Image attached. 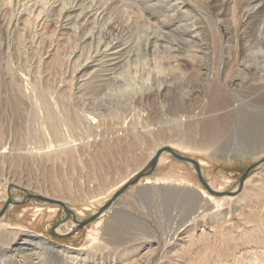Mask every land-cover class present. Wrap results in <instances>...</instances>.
Returning a JSON list of instances; mask_svg holds the SVG:
<instances>
[{
	"label": "rangeland",
	"instance_id": "374dc122",
	"mask_svg": "<svg viewBox=\"0 0 264 264\" xmlns=\"http://www.w3.org/2000/svg\"><path fill=\"white\" fill-rule=\"evenodd\" d=\"M186 1L205 18L206 33L212 35L208 37L207 43L211 45V53L205 63L210 69L215 70V64H218L215 61L216 55L221 56L219 41L215 38L213 40V33L217 30L215 18L220 13L223 28L230 26L234 14V3L229 6L231 0H227V5L221 10L219 6L223 0ZM232 1L246 2L245 0ZM247 1L253 2L255 20L259 21L264 18V0ZM118 2L123 9L124 4L120 0ZM1 7L7 12L10 10L9 5L1 4ZM116 10L114 16H118V9ZM26 19L24 15L20 23L21 28L27 25ZM137 22L135 21L130 28L123 31L121 40L122 44H125L123 48L125 50L119 55L120 59L116 62L118 64L113 66L114 63H110L109 67L118 73L116 79L113 81L98 80L99 82L93 81L85 85L73 106L69 104L68 108L69 106L73 108L70 110L72 115L75 111H84L95 116H107L106 124L110 127L124 125L123 122L126 120L127 125L125 126L129 128L125 127V131L129 133L134 129L142 132L147 125H153L152 136L146 138V145L126 153V145L129 142H125L127 138L123 131H119L122 139L120 142L111 138L113 137L110 134L111 130L108 132L104 130L106 126L98 128L101 131L99 136L89 138L82 132L77 134L69 131L68 135L73 137L76 144L75 148H77L80 160V162L77 161L78 163L71 158L64 159L62 162L24 159L19 160L20 162H13V164L12 162L5 165L0 163V214L5 210L9 199L13 200L0 218V221L3 220L2 224L10 227H0V264H27L33 258L37 263L39 259L47 264H81V262L69 261L66 258L65 260L59 259L54 252L56 249L54 247L47 246V250L41 251L40 255H28L24 258L15 251L10 252L15 243H20L22 249H25L27 246V248H34L35 243L45 241L63 248L71 255L81 253L88 256L90 260L86 264H143L151 253L154 255L149 264H264V166L259 167L253 173L251 182L245 184L243 191L236 193L232 199L222 202V197L213 195L220 200L219 208H215L212 203H208L207 198H203L199 200V207L191 215L180 201V203L176 201L164 208L161 203L162 199L153 197V199L142 200L139 195L148 188L145 185L147 179L155 182L158 179L170 177H183L191 182L192 187L173 183L171 187L178 188L181 194L193 192L200 195V191L208 192L192 165L168 153L161 156L152 175L141 179L137 185L128 189L116 204L98 219V221L101 220L100 226H97L98 221H95L85 228H79L73 217L64 223L66 214L60 206L35 198L28 199L29 195H42L54 200H64L78 221L83 222L90 219L112 199L134 172H141L154 150L153 145H147L151 138L158 139L157 143H162L163 146H174L172 141L176 140V137L167 134L165 131L167 125L162 119L165 114L172 116L177 110L170 101L173 98H180L181 101L185 100L188 103L201 101L205 104L203 90L207 87L206 83L191 82L188 76H183V79L173 77L169 81H162L168 86L165 101L156 97L160 86L157 82L154 84L155 97H152L151 103L143 102L142 104L136 100L133 102L130 97L123 99L129 95L123 90L126 81L119 73L123 72L128 58L135 61L137 57H144L146 53V40L142 33L144 27L142 23ZM46 30L41 35V43L35 41L33 33L24 38L21 33L17 32L13 40L15 41L13 42L14 47L10 52L7 48V34L0 29V73L3 76L0 81V142L6 140L10 133L18 141L21 129L26 127L24 121H27V115L30 117L32 129L37 130L42 127V123L40 124L42 119L37 112L33 111L36 110L34 106L23 102L24 107H21L15 101L17 94L13 91V84L23 86L25 90L29 87V92H32L33 85H38L36 77L39 76L38 71L41 68L44 88H47L44 85L50 84L54 87L61 86L63 96L66 98L70 96L67 83L63 85L64 82L61 81L60 75L68 67L66 65L68 56L73 51L72 45L67 40L72 36L59 35L56 24H52ZM62 37L64 38L61 39ZM19 40L23 43L20 44ZM163 41L183 47V41L178 35H167ZM88 49L90 50L88 47L84 49L85 56L88 54ZM148 56L150 59L154 58L151 55ZM41 60L45 63L42 66H40ZM230 68L235 73L239 67L233 65ZM182 69L187 75H191L194 70L191 64H185ZM252 70L254 73V69ZM240 80V77L235 80L231 91L241 93L243 89H246L245 87L256 85L252 79L245 84L240 83ZM128 101L132 102L128 103ZM234 105L237 103L235 102ZM242 106L244 109V105ZM228 111L230 110H225V113ZM197 113L199 110H196ZM184 115L183 120L187 124L190 115L187 113ZM236 120L238 122V115L234 121ZM255 124L247 122V125L243 127L236 122L233 123L220 144L227 149V154L215 155L214 152L207 154L190 149H179V153L200 163L206 180L213 189H220L223 192L232 191L246 170L264 158V139L261 138L264 119L259 120L256 127ZM59 130H63L61 126ZM114 147L123 152L118 150L115 153ZM253 147L256 148L254 151L251 149ZM245 149H249L250 152H243ZM152 186L161 187L162 185L153 184L149 187ZM52 208L55 211L50 212ZM116 213H123L131 219L142 222L150 231L140 227L135 233L125 234L124 239L126 240L116 243V239L112 240L105 234L106 225ZM61 223L70 225L63 226L61 233H58ZM69 228L72 231H69ZM165 232L176 233L177 237L173 246H166ZM184 237H187L185 241L182 240Z\"/></svg>",
	"mask_w": 264,
	"mask_h": 264
},
{
	"label": "bare ground",
	"instance_id": "6f19581e",
	"mask_svg": "<svg viewBox=\"0 0 264 264\" xmlns=\"http://www.w3.org/2000/svg\"><path fill=\"white\" fill-rule=\"evenodd\" d=\"M245 1L246 2L238 3V1L233 2L231 0L228 4L230 6L234 3V14L231 24L227 28H223L222 26L220 13L215 18L217 30L213 33V40L215 38V40L219 41L221 56L219 57L216 55L215 61L218 64H215L216 69L212 70L205 63V60L208 59L211 53V45L207 42L209 40V35L210 37L212 35L208 34V32L206 33L205 18H203L199 11L193 9L186 0H120L125 6L123 9L118 5V0H0V29L7 34L8 51L12 50L14 47L13 42L15 41L13 40L17 32L21 33L24 38L33 33L35 41L40 42L43 31H47L46 29L52 24L57 25L59 35L63 36L68 34L73 38L67 39L68 43L72 45L73 51L68 56V63L66 64L68 67L65 68V71L63 70L60 75L61 81L64 82L63 85L67 83L66 86L70 92L69 98L63 96L64 93H61V86L54 87V85L51 84L44 85L47 88L42 86L44 77L41 68L40 71H38L39 76L36 77L38 85H33L32 92H29V87L25 90L23 86L17 85V83L12 85L14 88L13 91L17 94L15 95V101H17L18 105L20 104L21 107H24V103L34 106L36 110L33 111L37 112L42 119V122H40V124L42 123V127L37 130L36 128L32 129L30 117L27 115L28 119L24 121L26 127L23 129L25 132L22 129L21 131L19 130V142L11 133L6 140L0 142V163L5 165L12 162L13 164V162L22 161L24 159L62 162V160L68 158H71L74 162H80L77 155V148H75V141L72 139V136L70 137V135H68V132H76L77 134L82 132L89 138L92 136H99L101 131L98 130V128L101 126H106L104 130L107 132L111 130L110 134L113 136L111 138L118 142L122 141L120 137L121 132L119 131L125 132L124 136L128 139H126L127 141L125 140V142H129L126 145V153L146 145V138L149 136L151 137L153 134V125H147L142 132L134 129L129 133L125 131V127L129 128L125 126L127 125L126 120L123 122L124 125L121 124L119 127H110L106 124L108 121L107 116H95L84 111H75L74 115H72L70 110L73 108L70 106L68 108L69 104L73 106L78 99L77 96L79 92L83 90L82 88L85 85L98 80L113 81L116 79L118 73L109 66L110 63H114L113 66L118 64L116 62L120 59L119 55L125 50L123 49L125 44H122L121 36L123 31L126 28H130L135 21H138L137 23H142L144 27L142 33L146 40V53L144 57L139 56L135 61L128 58L123 72L119 73L126 81L123 90L125 94L129 95L123 97V99L130 97L133 102L136 100L142 102V104L143 102L149 104L151 103L152 97H155L153 88L154 84H156L155 82H157L160 86L156 93V97L165 101L167 99L166 93L168 86L162 83V81H169L173 77L183 79V76H188L191 82L206 83L207 87L203 90V102L205 104H202L201 101L188 103L185 102V100L181 101L180 98H173L170 101L175 105L177 110L172 116H169L167 113L164 115V118L162 117L164 124L167 125L165 130L167 134L176 137V140L172 141L174 146L171 145L169 147L174 149L177 153H179V149H190L207 154L213 152L215 155L227 154V149L220 144L233 126V123L236 122V124L244 127L247 125V122L253 125L255 123L257 124L259 120L262 121V119H264V18L259 21L255 20L253 12L255 7H253V2ZM226 3L227 0L220 2L219 8L222 10L224 6L227 5ZM1 4L9 5L10 10L7 12L5 8L1 7ZM116 9H118V16H114V11H117ZM24 15L27 17V25L21 28L20 23ZM172 34L180 37L183 41V47L171 45L172 43L167 44L163 41V39L167 38V35ZM63 38L64 37L61 39ZM159 42L161 43L159 44ZM21 43L23 42H20V44ZM86 47L90 48V50H86L88 54L85 56L84 49ZM148 55L154 58L150 59ZM141 59H144V61H140ZM41 61L40 66L45 64L43 60ZM164 63L166 65H164ZM185 64H191L193 66L194 70L191 75H187L185 71H183L182 68ZM233 65L239 67L235 73L230 68ZM252 69H254V73ZM239 77L241 78L240 83L242 84L252 79L256 82V85L248 86V88L245 87L246 89H243L241 93L231 91L232 85ZM13 78H15V76H13ZM1 79H3V76L0 73V81ZM17 81L19 80L17 79ZM22 82L23 81H21V83ZM223 89L225 91H223ZM130 102L132 101H128V103ZM235 102L237 105L233 106ZM242 105H244V109ZM165 108L167 110V106H165ZM196 110H199V113L196 114ZM225 110L230 111L225 113ZM246 110L247 112L249 111L248 114ZM184 113L190 115L187 124L185 123L186 121L183 120ZM236 115H238V122L237 120L234 121ZM252 119L254 121H252ZM181 124L184 125L182 126ZM128 125L130 126L129 123ZM60 126L63 129L62 131L59 130ZM262 127L261 138L264 139V126ZM256 139L258 140V138ZM157 141L159 140L151 138L149 144H147L153 145L154 150L148 157L149 160L142 170L149 165L160 149L166 147L163 146L164 144L162 143H157ZM115 147L114 152L116 153L119 148ZM254 147L251 148L253 151L256 149ZM249 149H245L243 152L248 153L251 150ZM139 172L140 171L134 172L126 181V184ZM154 172L155 170L153 173ZM201 172L203 179L209 184L202 167ZM251 180L252 177H249L245 181L244 186L245 184H249ZM173 183L174 185L192 187L191 182L183 177L161 178L155 182L147 179L145 185L148 186V188L140 192L139 195L142 200H148L149 198L153 199V197L154 199H162L161 203L164 208L176 201H178V203L181 202L188 209L190 215L196 211L199 207V200L203 198H207L208 203H212L215 208L221 206L220 200L213 197L214 194H211L207 188L209 193L200 191V195H198L199 193L196 194L193 192L181 194L178 188L171 187ZM153 184L162 186L149 187ZM237 188L238 185L232 191L235 192ZM213 190L216 192H223L220 191V189ZM39 196L44 197L42 195ZM214 196L219 197L217 195ZM232 196L235 195L221 196V201H228L232 199ZM45 198L51 199L46 196ZM55 201L63 202L67 205L64 200L59 199ZM49 211L53 212L55 209L52 208ZM105 213H103L101 217H103ZM222 215H224V213ZM2 221H0V227L10 228L8 225L2 224ZM96 224L100 226L101 220ZM67 225L68 224L60 225L57 232L61 233V228L63 226L67 227ZM140 227L150 231L147 227L145 228L142 222L131 219L123 213H116L110 218L106 225L105 234L112 238V240L116 239V243H121V241L126 240L124 239L125 234L135 233L139 231ZM69 231H72V229L69 228ZM188 233L189 232H187V234ZM175 234V232L174 234L165 232L164 239L167 247L174 245V240L177 237ZM187 237H184L182 240L185 241ZM47 246L54 247V249L56 248L54 252L59 259L66 258L69 261L81 262V264H86L90 260L88 256L82 255L81 253L71 255L63 248L49 244L48 242L46 243V241L37 242L34 248H27V246L25 249H22L20 243H15L10 252L15 251L22 255L23 258L28 255L37 256L41 254V251L47 250ZM153 255V253L149 254L146 259L147 261H144L143 264H149ZM28 262L27 264H47L39 261V259V263H37L34 258Z\"/></svg>",
	"mask_w": 264,
	"mask_h": 264
},
{
	"label": "water",
	"instance_id": "95a60500",
	"mask_svg": "<svg viewBox=\"0 0 264 264\" xmlns=\"http://www.w3.org/2000/svg\"><path fill=\"white\" fill-rule=\"evenodd\" d=\"M165 152H168V153L172 154L174 157H176L177 159L181 160L182 162L192 164L195 167V169H196V171H197V173L199 175V178H200L202 184L209 190V192L211 194L217 195L219 197L226 196V195H235L236 193L241 192L243 190V188H244L245 181L249 177H251L253 175V173L259 167H261V166L264 165V158H263L259 162H257L255 164H253L252 166H250L246 170V172L240 177L239 183H238V188L236 189L235 192H233V191L216 192L203 179L202 172H201V166L199 165V163L196 160L191 159V158H187V157H185V156L177 153L171 147L166 146V147L160 149L156 153L155 157L151 160V162L149 163V165H147L141 172H139L136 176H134L131 180H129L128 183L125 184L118 192H116L114 194L113 198L103 208H101L100 211L97 214H95L93 217H91L90 219L85 220L83 222H78V220L76 219L75 215L72 213V211L70 210V208L66 204H64L63 202L51 200V199H48V198H45V197H41V196H37V195H29V198L28 199L35 198V199L41 200V201L46 202V203H49V204H55V205L60 206L65 211V214H66V218H65L64 223H67L69 221V219L71 217H73L75 219V222L78 224L79 228H85L88 225H90L91 223H93L94 221L98 220L103 213H105L106 211H108L109 209H111L116 204V202L120 199V197L128 189H130L131 187H134L135 185H137V183L143 177H147V176L151 175L153 173V171L156 169V166L158 164V161H159L161 155L163 153H165ZM12 202H13V200L10 198L9 199V202H8L6 208H5V210L7 209V207L9 206V204H11ZM5 210L0 214V218L5 213Z\"/></svg>",
	"mask_w": 264,
	"mask_h": 264
}]
</instances>
